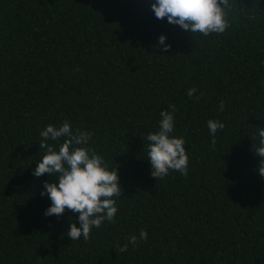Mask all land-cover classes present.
<instances>
[{"label": "trees", "instance_id": "16d2710c", "mask_svg": "<svg viewBox=\"0 0 264 264\" xmlns=\"http://www.w3.org/2000/svg\"><path fill=\"white\" fill-rule=\"evenodd\" d=\"M153 2L0 0V264H264V0H229L230 27L209 36L157 19ZM170 105L188 174L156 180L146 137ZM210 119L225 125L215 144ZM65 120L93 133L123 189L115 223L87 242L66 235L79 213L45 215L58 178L33 173L40 132Z\"/></svg>", "mask_w": 264, "mask_h": 264}, {"label": "clouds", "instance_id": "9594fccd", "mask_svg": "<svg viewBox=\"0 0 264 264\" xmlns=\"http://www.w3.org/2000/svg\"><path fill=\"white\" fill-rule=\"evenodd\" d=\"M229 0H154L151 8L157 19L167 18V21L179 25L191 33H200L203 36L222 34L229 27L226 18V8ZM166 36H159V45L167 51L171 46L165 43ZM196 88H189L187 96L192 98ZM220 110L224 109V102H220ZM171 111H162L159 130L148 133V159L151 164V175L157 179L166 177L170 170L178 171L187 176L189 155L186 151V141L183 137L173 135L174 113L176 108L170 105ZM208 128L213 136L223 130L225 125L219 120H209ZM93 133L77 129L73 132L70 122L65 120L61 126L49 124L40 132L39 148L45 149L33 170L35 177L44 174L55 175L56 182H44L41 195L47 194L51 205L45 215L61 216L65 210L79 213V227L71 223L66 235L71 240L91 238L93 228H99L105 221L115 223L118 211L114 197H122V186L119 182L118 167L109 169L104 157L95 149L89 147ZM64 138L58 150L49 141H58ZM258 146L253 150L261 158L257 171L264 177V127L258 130ZM255 139V137H253ZM147 231L141 229L139 237L131 235L128 241L120 246V253L128 250V244L135 247L138 241H146Z\"/></svg>", "mask_w": 264, "mask_h": 264}]
</instances>
